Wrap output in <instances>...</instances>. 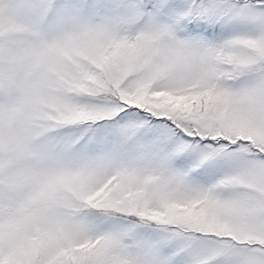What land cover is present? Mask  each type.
<instances>
[{"label": "snow or ice", "instance_id": "1", "mask_svg": "<svg viewBox=\"0 0 264 264\" xmlns=\"http://www.w3.org/2000/svg\"><path fill=\"white\" fill-rule=\"evenodd\" d=\"M0 264H264V0H0Z\"/></svg>", "mask_w": 264, "mask_h": 264}]
</instances>
